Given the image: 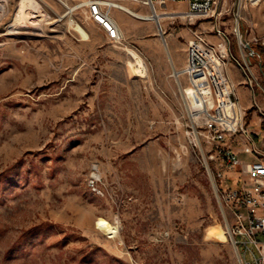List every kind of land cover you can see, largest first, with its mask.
Here are the masks:
<instances>
[{
    "label": "rangeland",
    "instance_id": "obj_1",
    "mask_svg": "<svg viewBox=\"0 0 264 264\" xmlns=\"http://www.w3.org/2000/svg\"><path fill=\"white\" fill-rule=\"evenodd\" d=\"M34 1L48 18L45 32L25 36L8 29L31 0H0V264H241L231 237L236 220L223 198L240 172L222 168L212 180L208 167L213 175L216 167L192 134L182 92L188 76H175L171 57L178 69L195 34L217 43L221 29L234 56L246 66L245 55L256 72L261 99L264 48L255 38H264V0H217L216 19L160 13L164 34L157 20L112 7L119 43L79 6L87 0ZM114 1L151 14L144 0ZM185 9L179 1L159 11ZM242 42L256 52L250 62ZM129 50L145 61V77ZM243 84L242 105L252 101ZM256 109L246 115L253 132L261 130ZM95 168L104 195L88 186ZM98 218L118 222V236L101 232ZM239 250L244 255V245Z\"/></svg>",
    "mask_w": 264,
    "mask_h": 264
},
{
    "label": "built area",
    "instance_id": "obj_2",
    "mask_svg": "<svg viewBox=\"0 0 264 264\" xmlns=\"http://www.w3.org/2000/svg\"><path fill=\"white\" fill-rule=\"evenodd\" d=\"M186 2V9L178 12H161L169 2ZM155 14L167 13L172 19L193 21L194 19L217 18V0H144ZM86 7L89 19L106 31L113 42L119 43L123 37L121 29L113 17L112 7L105 0H87L79 5ZM159 30L164 34L162 22L157 20ZM237 33H239L236 30ZM217 35L221 41L209 42L202 34H195L187 47V60L184 68L177 70V74L188 76V85L194 88L195 94L200 99L199 106L188 109L192 117V134L198 136V144L203 150L202 142L207 146V158L215 167L214 175L208 167V173L212 180L222 178V168H238L240 178L236 188H228L223 193L224 200L231 204V211L236 223L233 227L232 239L239 251L241 264H264V239H258V235H264V147L257 145L246 123L247 111L242 107L236 86L232 82L228 65L235 62L245 73L246 84L253 90L254 83L259 85L258 79L246 62V56L242 55L246 66L234 56L231 51L230 39L221 29H217ZM256 43L264 48V38H255ZM243 46L245 44L242 42ZM246 54L248 51H245ZM233 62V63H234ZM248 71L251 73L249 74ZM199 71L207 82L208 90H204L195 78ZM264 77V71H263ZM184 91L185 88H183ZM264 90V89H263ZM186 93V92H185ZM254 105L259 107L256 102ZM264 120V112L261 111ZM241 142L242 151L252 156L247 161L239 158L234 151L233 143ZM206 160V158H205ZM207 161V160H206ZM214 176V177H213ZM102 178L95 168L88 179L90 190L97 195H104L101 187ZM244 245L245 253L239 250ZM254 245L258 251L256 254L251 249ZM252 254L253 261H246L245 255Z\"/></svg>",
    "mask_w": 264,
    "mask_h": 264
},
{
    "label": "bare ground",
    "instance_id": "obj_3",
    "mask_svg": "<svg viewBox=\"0 0 264 264\" xmlns=\"http://www.w3.org/2000/svg\"><path fill=\"white\" fill-rule=\"evenodd\" d=\"M108 4L111 7H114L115 9L123 10V11H125V12H127L133 16H136L138 18H141V19L157 20V14H155V12H153V11H151V14H142V13H139V12L129 8L128 6H126L123 3H118L114 0L108 1ZM64 5H66L68 7V11L66 14H70L71 11L73 10V8L70 7L65 2H64ZM42 9L43 8H41V6L37 2H35L34 0H31L30 4L26 3L25 5H23L19 14H18L17 20L8 29V33L9 34H15V35H25V36L43 35L45 32L44 21L45 20L47 21L48 18L45 15L43 16ZM42 18H44V21L42 20ZM70 26L76 32H78V34L80 36H81V34H80L79 30H77L78 26L84 28L87 31V29L80 22H77L72 17L70 20ZM30 28H32V29H30ZM236 30L238 31V28ZM87 33L89 35L88 31H87ZM81 39L82 40H89L90 35H89L88 39H83L82 36H81ZM129 51H130V54H132V52H133L136 55H138L140 57V59L142 60L143 66L138 67V61H136L134 59V61H135L134 69H135L136 73L138 74V76L145 77L143 75V73L147 74V65H146L145 61L135 51H131V50H129ZM140 69H142L143 72ZM178 76L179 75H177V77ZM195 78L204 90H208L207 82L205 81V79L202 78V75L200 74L199 71H197L195 73ZM180 89H181V86H180ZM182 92L184 94V99L188 105V109H193L194 107L199 106L200 99L195 94L196 92H195L194 88L189 86V89H186V91H184L182 89ZM195 139L198 141L199 138L197 135H195ZM97 226L101 232H103L104 234L109 235L111 237H116L120 233V225L118 224V222H117V224H113L104 218H98Z\"/></svg>",
    "mask_w": 264,
    "mask_h": 264
},
{
    "label": "crops",
    "instance_id": "obj_4",
    "mask_svg": "<svg viewBox=\"0 0 264 264\" xmlns=\"http://www.w3.org/2000/svg\"><path fill=\"white\" fill-rule=\"evenodd\" d=\"M162 15L163 16H166L167 13H163ZM157 20H160V22H163V20L165 21L166 19H163L161 17V15L158 14ZM84 41H86V40H84ZM167 47H168V45H167ZM168 52H169V49H168ZM170 57H171V54H170ZM171 62H172L173 68H174L175 76H177L178 75L177 74V70H180V69L184 68V66L186 64V58L178 57V59H177V67H178V69H176V67L174 65V62L172 60V57H171ZM140 66L142 67L143 64L140 65ZM232 69L233 70H237L238 71V74H239V71L241 72L242 69L237 64H235V63H231L230 66H228L229 76H230L232 82L235 84L236 90H237L238 83L241 82L243 84L246 81V76L245 77H244V75L240 76V77L243 78V79L240 78V81L238 79H234V77H232V75H231V70ZM251 71L254 74V76L258 79V77L256 75V72L253 71L252 69H251ZM249 73H251V72L249 71ZM243 85L247 88L248 91L250 90L249 92L252 93L251 94L252 101L246 100L244 102V104L242 105V107L247 111V109H249L250 107L254 106V102H256L257 105L259 106V107L256 106L257 107L256 112L260 114V120L258 121V124H259L261 130H259L257 132L250 131L249 125H248V129L252 133L254 139L256 140L257 145L259 147L263 148L264 147V120L262 118L261 111L264 112V99H263L264 96H262L261 99H257L256 96H255V93H254V98H253V91H251L250 87L246 84V82ZM259 87L261 88V86H259ZM233 147H234V151L237 153V155L239 156V158H241L243 160H247V161H250V160L253 159L252 156H250L249 154H246V153H244L242 151V144H241V142H235V143H233Z\"/></svg>",
    "mask_w": 264,
    "mask_h": 264
},
{
    "label": "water",
    "instance_id": "obj_5",
    "mask_svg": "<svg viewBox=\"0 0 264 264\" xmlns=\"http://www.w3.org/2000/svg\"><path fill=\"white\" fill-rule=\"evenodd\" d=\"M245 48L248 50L247 60H248V62H250L251 57H254L256 55V52H255L254 48L248 42L245 43Z\"/></svg>",
    "mask_w": 264,
    "mask_h": 264
}]
</instances>
